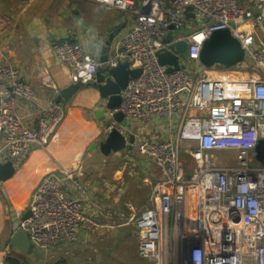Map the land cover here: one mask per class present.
<instances>
[{
    "label": "built area",
    "instance_id": "built-area-1",
    "mask_svg": "<svg viewBox=\"0 0 264 264\" xmlns=\"http://www.w3.org/2000/svg\"><path fill=\"white\" fill-rule=\"evenodd\" d=\"M94 1L133 20L117 38L107 63L85 53L79 43L54 42L53 51L72 68L73 81L81 84L92 81L98 70L120 62L140 68V75L131 77L122 90L120 106L110 114L121 111L128 122L144 126L162 120L168 132L138 144V151L154 161L162 174L149 206L127 205L125 220L137 230L139 256L169 264L167 231L172 215L176 226L187 225V220L193 226L173 248L176 263L264 264V165L256 158L258 143L264 139V77L215 79L204 71H217V65L206 68L199 59L211 33L229 28L240 39L246 59L264 68V52L258 51L255 38L258 31L264 32V0L253 5L239 0ZM188 7L194 16L186 14ZM248 23L251 27L246 30ZM181 28L187 33L170 37ZM180 40L189 44L186 57L170 48ZM164 49L179 55L180 64L189 61L202 67L200 75L194 76L186 65L169 72L157 55ZM43 83L54 85L49 75ZM35 102L36 91L21 69L10 63L0 65V163L12 161L19 168L33 149L48 145L61 125L65 106L56 101L40 105L34 125L27 124L18 106ZM184 142L185 153L197 159L190 177L181 161ZM217 151L235 152L236 165L216 163L212 153ZM88 202L89 189L79 168L50 171L32 192L31 216L20 226L37 247L75 242L82 231L103 226L88 210Z\"/></svg>",
    "mask_w": 264,
    "mask_h": 264
},
{
    "label": "crops",
    "instance_id": "crops-1",
    "mask_svg": "<svg viewBox=\"0 0 264 264\" xmlns=\"http://www.w3.org/2000/svg\"><path fill=\"white\" fill-rule=\"evenodd\" d=\"M239 1L244 5H253L255 0ZM132 21L131 16L94 0H0V65L10 63L20 68L24 80L33 86L37 94V102L34 104L21 103L18 106V113L25 122L34 125L38 116L36 109L40 105L55 101L60 89L74 83L72 68L65 65L53 51L54 42L79 43L85 53L102 60L114 53L117 38ZM250 27L248 23L243 28L249 30ZM255 38L256 47L262 48L260 51L264 52V32L258 31ZM234 67L235 69L222 68L221 71H210L213 75L209 76L215 79L232 76L234 79L245 80L264 77V68L261 69L255 63L251 65L249 59ZM244 72L248 73V77L242 78L246 76ZM229 73L230 77L227 76ZM47 75L53 81L52 87L43 83ZM60 103L65 106L66 116L48 145L33 149L26 161L17 168L15 175L1 185L7 188L13 201L8 207V222L0 224L2 225L0 234L4 232L8 240L20 226L22 217L28 210L32 192L45 174L66 166L79 168L80 177L89 189V202L86 206L102 223V228L98 231H82L75 242L49 248L34 245L35 250L36 248L42 250L40 253L46 256V262H52L50 264L60 260H66L68 264H78L71 257H75L80 249L86 248L92 234L106 231L113 228V224L125 220L129 212L128 204L137 207L150 205L152 190L162 178V174L154 161L138 151V144L145 138H163L168 132L162 120H154L147 123V126L132 122L130 131L136 135L133 148L102 155L99 147L89 149L92 143H99L107 134L105 126L95 115L96 110L102 105L98 90L92 85L84 84L69 102ZM218 152L222 151L214 152L212 155L214 161L220 164ZM99 156H103L101 159L108 156L110 159H125L128 163L134 162L132 164L137 162L135 165L141 171L140 178L137 173L134 174L131 170L127 173L123 168L121 171H114L113 175L110 171L108 176L100 180L94 177L89 179L90 174L86 171L88 169L80 159H98ZM193 160L196 163L195 169L192 162L188 163L187 159L181 160L189 177L197 169V159ZM22 180L27 182L23 183ZM71 192L73 195L78 194L73 189ZM192 201L191 196L190 209ZM176 209L177 207H174V211ZM191 211L188 210L190 215ZM128 225L132 224L125 221L117 226ZM136 236L138 239L137 232ZM8 248L7 251L0 249V264H6V256L11 255L10 252L13 250L9 245ZM141 264L155 263L147 259V262Z\"/></svg>",
    "mask_w": 264,
    "mask_h": 264
},
{
    "label": "water",
    "instance_id": "water-1",
    "mask_svg": "<svg viewBox=\"0 0 264 264\" xmlns=\"http://www.w3.org/2000/svg\"><path fill=\"white\" fill-rule=\"evenodd\" d=\"M191 10V7L186 9L188 16H194ZM170 48L179 52L182 57H186L189 44L186 40H180L172 43ZM157 55L160 63L168 64L169 72L185 68L184 64H180L179 55L170 49L159 51ZM199 59L206 68L221 65L228 69L245 61L246 54L240 39L233 35L229 28H223L212 32L204 41ZM108 60V55L102 59L104 63H107ZM140 73V68L132 69L129 62L124 61L118 63L117 66L98 70L94 79L86 84L88 86L92 85L98 90L102 105L101 108L96 110L95 115L109 130L102 141L91 144L90 150L99 147L103 154L109 155L112 152L133 148L136 135L130 131L132 124L126 120L121 111H116L112 115L110 111L120 106L122 90L127 87L131 77H138ZM82 85L84 84L74 82L60 89L55 101L57 103L69 102L82 88ZM113 122H116L117 125H114ZM256 158L264 165V139H261L258 143ZM16 171L17 168L12 161L0 163V186L3 182L12 178ZM30 216L31 211L27 210L22 220H26ZM7 243L23 253H30L35 249L29 233L22 226L14 230Z\"/></svg>",
    "mask_w": 264,
    "mask_h": 264
},
{
    "label": "rangeland",
    "instance_id": "rangeland-1",
    "mask_svg": "<svg viewBox=\"0 0 264 264\" xmlns=\"http://www.w3.org/2000/svg\"><path fill=\"white\" fill-rule=\"evenodd\" d=\"M187 33L184 28L179 29L178 31L172 32L171 36H176L179 34H185ZM258 51L263 50L260 47H257ZM248 61V59H247ZM249 63L251 65H254V62L252 64V61L249 59ZM185 65L189 71L192 72V74L200 75L202 71V67L196 66L193 63L189 61H185ZM219 71L223 70L222 66H216ZM254 67V66H253ZM235 69V67H231ZM226 69V68H225ZM252 73V71H250ZM212 72L210 71H204L205 76L211 75ZM246 76H242V78L248 77V73H243ZM213 75V74H212ZM228 77L231 76V73L227 74ZM232 79L234 77L231 76ZM241 79V78H240ZM243 80V79H241ZM66 116V111H65ZM65 119V117H64ZM63 119V121H64ZM62 121V122H63ZM186 143L184 142L182 144V150H181V160L187 159L189 162L194 165L193 169H195V157L188 153H185L186 149ZM102 153V152H101ZM219 153V152H218ZM102 155H104L102 153ZM219 161L222 165H236V153L233 151H222L219 153ZM103 156H99L98 159H80V162L84 165V167H87L90 176H88L89 179L91 177L98 178L99 180L102 179L105 176H108L110 171H121L123 168L128 173L129 170H131L134 174L137 173V176L140 178L141 171L139 168H137L135 164H132L134 162H127L125 159H110L104 158L101 159ZM107 157V156H105ZM184 165V163H183ZM132 168H131V167ZM23 181V180H22ZM27 181H23V183H26ZM104 182V181H103ZM102 182V183H103ZM136 183V182H135ZM134 184V183H133ZM145 187V186H144ZM146 188V187H145ZM146 193V192H145ZM0 224L3 225L4 223L8 222V207L12 205V198L10 197V192H8L7 188L5 186H0ZM126 220H122L121 223L113 224V228H110L106 231H103L101 233H94L91 235V241L88 243L85 249H80V252L75 254V257H71L75 260V263L78 264H141L147 262V259H143L138 254V239L136 236L137 230L134 226L128 225V226H117L118 224L124 223ZM191 222L187 220V225H184L183 223H180L176 226L175 221L173 219V216L169 217L168 222V246L170 249V259L169 264H178L176 263L172 253L174 251V246L179 244L180 239L182 236L193 229V226L189 225ZM2 225L0 227L2 228ZM115 225V226H114ZM8 240L5 235V233L0 234V249L2 250H8ZM6 250V251H7ZM11 250H13L11 255L17 259H20L21 263L24 264H50L52 262L45 260L44 254L40 253L42 250L39 248L34 249V251L30 253H23L19 251L18 249L11 247ZM65 254V253H64ZM43 255V256H42ZM66 257L67 254H65ZM70 258V257H69ZM51 260V259H50Z\"/></svg>",
    "mask_w": 264,
    "mask_h": 264
},
{
    "label": "trees",
    "instance_id": "trees-1",
    "mask_svg": "<svg viewBox=\"0 0 264 264\" xmlns=\"http://www.w3.org/2000/svg\"><path fill=\"white\" fill-rule=\"evenodd\" d=\"M5 263L6 264H24V263H21V261L19 259L13 257L12 255L6 256ZM55 264H68V263L66 262V260H60L59 262H57Z\"/></svg>",
    "mask_w": 264,
    "mask_h": 264
}]
</instances>
